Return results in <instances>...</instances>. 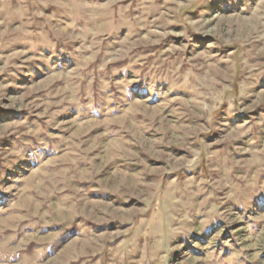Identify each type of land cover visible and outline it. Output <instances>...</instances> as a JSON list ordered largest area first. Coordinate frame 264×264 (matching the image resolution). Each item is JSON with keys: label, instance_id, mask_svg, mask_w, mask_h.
<instances>
[{"label": "rangeland", "instance_id": "1", "mask_svg": "<svg viewBox=\"0 0 264 264\" xmlns=\"http://www.w3.org/2000/svg\"><path fill=\"white\" fill-rule=\"evenodd\" d=\"M0 264H264V0H0Z\"/></svg>", "mask_w": 264, "mask_h": 264}]
</instances>
